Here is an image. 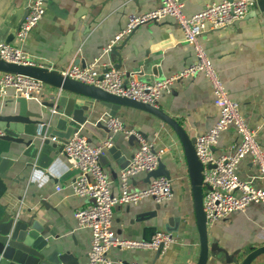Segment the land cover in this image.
<instances>
[{
	"label": "crops",
	"instance_id": "obj_1",
	"mask_svg": "<svg viewBox=\"0 0 264 264\" xmlns=\"http://www.w3.org/2000/svg\"><path fill=\"white\" fill-rule=\"evenodd\" d=\"M182 1L185 14L190 16L210 3L223 0ZM27 3L28 0H0V43L12 33L4 29L12 17V23L16 25L12 43L22 47L35 59L52 64L57 69H65L73 60L80 58L87 63L96 62L99 70L109 65L121 68L125 72L124 81L128 83L134 79L165 78L195 60L193 47L185 41L183 30L173 17L144 23L121 39L110 52L105 51L109 41L126 27L133 16L155 9L161 0H46V14L21 42L16 38V32L27 13ZM199 38L230 96L239 103L242 115L249 126L257 131V138L264 148V0H257L256 6L246 17L227 27L218 29L208 24ZM142 71L143 76L133 74ZM3 72L0 71V76ZM58 90L56 86L46 85L40 102L34 98L19 97L12 88L5 92L0 89V116L18 115L22 109L26 116L20 118L27 122L46 123L48 129L56 127L60 116H52L49 95ZM71 98L94 103V107L85 112L93 122H104V118L109 115L110 110L99 100L65 90L59 102L61 111L67 109ZM158 107L179 121L192 141L215 123L219 112L214 103L211 83L203 73L183 79L165 91ZM117 116L126 127L135 128L146 139L153 141L156 150H164L162 162L172 179L174 194L170 200L160 204L153 197H145L138 203L116 205L113 230L124 238H151L156 232L153 228L148 227L144 232L141 222L131 225L130 220L138 213L160 205L159 214L165 217L158 223V231L167 230V219L176 217L170 226L176 242L159 257H156L157 250L153 249L112 248L109 251L110 258L113 261H136L140 264H153L154 261L155 264H196L201 252L196 196L180 138L168 123L142 109L122 105ZM83 131L88 139L92 138V145L103 142L94 133L85 129ZM97 132L100 134L101 130L97 129ZM54 135L59 137L56 132ZM50 136L48 155L43 156L41 162L46 164L49 157H53L54 161L44 170L34 168L30 172V168H25L27 163L35 161L22 154L26 145H16L20 154L7 151V143L2 144L1 156L5 163L11 161L13 166L8 172L10 178L4 180L7 188L3 190L0 184V213L1 207H4L7 213L38 218L45 238L61 251L55 258L56 262L87 264L92 229L79 227L75 212L88 205L89 199L74 193L71 183L78 171L71 167L63 151L56 152L52 143L58 141L52 139L53 135ZM111 136L114 146L102 156L101 163L110 174L111 191L119 195V173L129 164L139 144L130 141L122 132ZM42 138H37L38 143ZM240 140L237 128L231 125L222 133L214 147V154L219 156L231 152ZM239 174L255 186L264 185L249 155L241 160ZM149 184L147 173L141 172L131 178L130 189L139 191ZM148 223L153 225L156 222ZM207 227L209 236L229 240L231 251L257 242L264 243V203H253L245 211L232 212ZM130 232L132 235H129ZM256 264H264V255Z\"/></svg>",
	"mask_w": 264,
	"mask_h": 264
},
{
	"label": "built area",
	"instance_id": "obj_2",
	"mask_svg": "<svg viewBox=\"0 0 264 264\" xmlns=\"http://www.w3.org/2000/svg\"><path fill=\"white\" fill-rule=\"evenodd\" d=\"M257 0H223L206 5L200 11L188 16L184 12L182 0H161V4L148 12L133 16L126 27L117 33L107 44L105 51L110 52L124 37L130 35L138 26L149 22L173 17L181 26L185 41L195 52V60L182 70L165 78L131 80L125 83V72L114 65L99 70L96 62L85 66L73 60L65 69H57L52 64L41 62L12 42L0 43V59L9 63L58 70L64 77H69L83 84L101 88L111 94L127 97L158 107L163 93L183 79H189L203 73L211 83L214 103L218 107V118L204 133L199 134L194 147L199 161L203 165V209L207 224H212L235 211H245L253 203H264V185L258 187L241 178L239 164L247 155L259 171V178L264 182V148L261 146L256 130L252 129L220 77L211 57L200 42V35L207 25L224 28L236 20L243 19L255 7ZM46 14V0H28L27 13L20 22L16 38L23 42L31 30ZM41 79L21 73L3 72L0 76V89L12 88L19 97L37 99L42 102L45 87ZM49 95L52 116L60 112L59 102L62 90ZM104 122L110 130V136L99 145H92L87 135L80 128L74 131L64 144L63 153L71 167L78 171L71 183L74 193L89 199V204L75 212L79 227L92 229L91 248L87 264H140L113 261L109 256L112 248L153 249L162 247V252L176 242L172 231H156L149 239H129L118 235L113 230L114 207L122 203H138L145 197H153L157 203H163L173 197L172 179L165 175L152 177L145 189L131 191V178L138 173H149L159 168L163 161L164 150H156L154 142L146 139L135 128H128L117 115H107ZM231 125L237 128L240 142L229 153L219 156L214 154L222 133ZM122 132L125 137H134L139 146L129 164L119 173L121 193H113L110 188V174L101 163V158L114 146L112 134ZM5 130L0 127V138ZM54 141L60 142L57 136ZM209 186V188H208Z\"/></svg>",
	"mask_w": 264,
	"mask_h": 264
},
{
	"label": "water",
	"instance_id": "obj_3",
	"mask_svg": "<svg viewBox=\"0 0 264 264\" xmlns=\"http://www.w3.org/2000/svg\"><path fill=\"white\" fill-rule=\"evenodd\" d=\"M5 28L11 30L12 33L4 42H12L15 37L14 31H16V25L12 23V17L9 18L4 29ZM85 62L84 59H75L76 64L85 66ZM155 69L156 66L154 65L153 70ZM0 71L33 76L43 80L49 85L61 88L62 90L97 99L103 106L110 110L109 115L112 116L117 115L118 110L122 105H128L142 109L168 123L176 131L184 147L189 175L196 196V209L201 242V252L196 264H256V262L264 255L263 241L231 251L228 247L230 244L229 240H221L215 235L213 237L209 236L207 219L203 209V165L196 155L194 141L191 140L186 129L175 118L165 113L159 107L135 101L127 97L117 96L104 91L101 88L83 84L69 77H64L58 70L49 71L46 68L24 66L9 63L0 59ZM133 74L140 77L143 76V71L134 72ZM147 81H151V79H147ZM64 97L67 98L66 96H63V98ZM49 106H52V103H49ZM20 107L23 108L22 105ZM93 107L94 103L92 101L71 98L67 109L65 111L60 110L58 115L60 117L57 126H51L49 129L46 128V123H44L45 125L42 123H31L22 119L26 116V113H24L22 109L18 115L8 117L0 116V127L5 130V135L0 138V184L3 185V190L7 188L4 180L10 178L8 172L13 166L11 161L5 163L1 156L3 151L1 146L3 143H7V151L11 150L20 154L21 151H19L16 145H26L27 147L22 151V154L35 161L27 163L25 168H30V172L34 168L44 170L54 161L53 157H49L46 164H43L41 158L48 155L47 147L51 145L50 135L57 136L54 135L55 132L59 135L58 138L60 140V142L52 143L56 152H62L67 138L80 128L94 133L103 142L107 140L108 134L110 133L107 125L102 120L93 122L89 120L87 115H85V112ZM37 115L42 117L40 114ZM46 129H48V131ZM97 129L101 130L100 134L97 132ZM22 134L30 137L22 136ZM42 136V140L38 143L37 138ZM88 140L89 142H92L91 137H89ZM129 140L136 141L134 137H130ZM160 175L170 177L169 172L164 169L163 162L158 169L147 173V179L150 182L152 177ZM159 209L160 205H156L154 209L138 213L135 218L130 220L131 225L135 222H141L144 232H146L148 227L158 231V223L163 221L165 217V215L159 214ZM174 220H176V217H169L165 222V228L168 231H170V226L173 225ZM150 221L156 223L150 225L148 223ZM40 224L38 218L34 219V217H26L20 213H7L5 212L4 207H1L0 264H60L59 262H56L55 258L61 254V251L58 250L57 245L50 244L45 238ZM130 230H132V227H130ZM129 235H132V233L130 232ZM161 253L162 247L156 251V257H159ZM153 264H155V261Z\"/></svg>",
	"mask_w": 264,
	"mask_h": 264
}]
</instances>
